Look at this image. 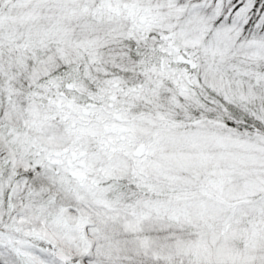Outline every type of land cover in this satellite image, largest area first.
<instances>
[{
    "label": "snow or ice",
    "instance_id": "6c2138e0",
    "mask_svg": "<svg viewBox=\"0 0 264 264\" xmlns=\"http://www.w3.org/2000/svg\"><path fill=\"white\" fill-rule=\"evenodd\" d=\"M0 264H264V0H0Z\"/></svg>",
    "mask_w": 264,
    "mask_h": 264
}]
</instances>
